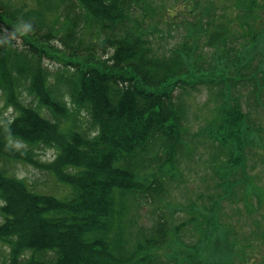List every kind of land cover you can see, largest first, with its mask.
Returning a JSON list of instances; mask_svg holds the SVG:
<instances>
[{
	"label": "trees",
	"instance_id": "16d2710c",
	"mask_svg": "<svg viewBox=\"0 0 264 264\" xmlns=\"http://www.w3.org/2000/svg\"><path fill=\"white\" fill-rule=\"evenodd\" d=\"M155 1L0 0V91L14 112L0 120V264H264V213L253 208L251 241L229 259L202 245L217 221L232 224L227 211L238 217L264 192L248 174L264 171V128L232 95L245 82L264 90V0H183L158 17ZM161 25L168 36L184 27L181 43L162 46ZM216 46L226 53L215 73L192 69ZM201 88L214 89L216 114L193 131L183 95ZM40 146L56 152L38 170L69 191L62 198L6 169L33 166ZM191 162L204 185L178 208L168 194Z\"/></svg>",
	"mask_w": 264,
	"mask_h": 264
},
{
	"label": "rangeland",
	"instance_id": "374dc122",
	"mask_svg": "<svg viewBox=\"0 0 264 264\" xmlns=\"http://www.w3.org/2000/svg\"><path fill=\"white\" fill-rule=\"evenodd\" d=\"M6 1V0H5ZM13 3V5L17 6H23L26 8L34 7L35 0H8ZM156 2H162L161 4H158L157 6L161 8V12L156 13V17L163 16V14L168 9L173 13V9H177L179 11L182 8H179V6H182L183 0H156ZM202 5V4H201ZM199 5V9L202 11V6ZM157 7V8H158ZM179 9V10H178ZM228 12V11H227ZM224 13L220 9V6L217 7L216 14L214 16H220ZM233 21H238V19H234L233 17H230ZM187 21H190L194 24H197L199 18H187ZM231 28L233 31L229 32L235 35V32L237 33V36H243L246 37L249 34L245 33V29L242 28V26H236L235 24L231 25ZM159 31L164 33L166 35L165 38L159 39V36H156L158 40H160L162 46H167L173 43L180 44L182 41V36L185 34V28L179 27V29H176L171 33L170 36L166 34V31L161 25L159 26ZM168 36V37H167ZM201 44L203 43V40L200 41ZM264 48V45H262ZM241 48V46H240ZM243 48V47H242ZM210 51V52H209ZM235 51V50H234ZM264 52V49L261 51ZM226 53L224 50V47L222 46H216L214 48L210 49H204L202 55L199 57L200 62L197 63L198 66H193L192 69L197 70L198 72L204 74L206 72L212 71V74L215 73V64L216 60L218 58H223L222 54ZM244 48L241 52L238 54H244ZM47 64V66L50 68L51 71H56L57 69L56 65L57 63L52 60H46L44 64ZM256 65L257 63L254 60H250L246 62V66L243 68V73L248 72L249 68L248 65ZM230 64L226 65L228 67ZM254 67V66H251ZM236 89H233L232 95L236 96L240 103V106L244 112H246L252 119H255L256 123H258L259 126H262L264 128V113L261 112V108L258 107L262 105L264 107V90L261 88L253 86L252 83H239L236 85ZM216 93H214L213 90L201 88L198 89L196 92H190L188 93V96L183 95L184 101L186 103V111H187V117L186 121L190 129L193 131L200 130L203 127L205 128L207 126V123L209 120H206L207 118L215 117V109L213 106L216 105V102L214 103ZM4 95L0 91V120H11L14 116L13 109H11L9 106L6 107L5 105V99L3 97ZM259 99V100H258ZM258 100V101H257ZM264 112V111H263ZM81 114H85L84 111L81 112ZM86 115V114H85ZM72 120H70L71 122ZM82 123V119H81ZM77 124L80 125V120H77ZM35 155V162L34 165L36 168H34L31 164H23L21 162H8V165L6 169L9 170V173L12 175H15L18 178H23L24 181L28 182L29 184L35 186V191L42 194H49L54 195L58 198H62L61 191L62 192H69L62 184H60L57 180L54 179V177L50 176L48 173L40 171L38 169H41L42 167H47L48 165L52 164V158L54 155H56V152H54L52 149H48L44 146L37 147L34 151ZM197 163V164H196ZM202 168L201 163L199 162H191L188 166L181 165L180 170L183 173L182 183L179 186V188H174L172 195L170 193L168 194L171 198L169 201H173L174 205L178 208H181L182 204H184L186 201L189 200L196 192L198 186H203L204 183L199 181L200 177V169ZM257 167L250 166L248 169V174L253 177L251 179V182L249 185H254L256 187L264 188V171H260L257 177ZM176 187V186H175ZM46 190L47 192H45ZM58 193V195H57ZM263 194L255 193V195H252V199L249 201L247 206L245 205V208L240 209V215L237 217L236 213L233 212H226L230 215H228V221L222 220L217 221L215 227L209 235L203 240L202 245L204 246L205 251L209 253L210 256H206L209 258H216V259H223L227 260L232 256L231 250L234 252V247L237 246H243L244 242H250L251 240L246 237L244 232H246L248 226L247 222V216H250V214L247 215V211L250 209H254V212L257 213H264V192ZM168 196V197H169ZM167 197V198H168ZM242 206V205H239ZM149 218L151 216L147 215ZM175 218H178V216H174ZM231 225V226H228ZM235 227V228H234ZM237 231H240V233H237ZM260 254L264 255V239H261L258 241ZM221 248V249H220ZM220 249V254H222L219 258L217 256H212L214 254H218V250ZM8 252V249L0 244V255L6 254ZM224 254V255H223Z\"/></svg>",
	"mask_w": 264,
	"mask_h": 264
}]
</instances>
